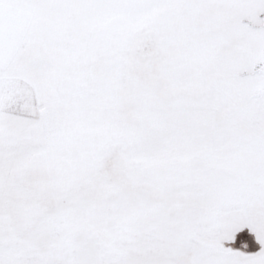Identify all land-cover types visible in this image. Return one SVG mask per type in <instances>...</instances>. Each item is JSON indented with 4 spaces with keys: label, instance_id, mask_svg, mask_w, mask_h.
I'll list each match as a JSON object with an SVG mask.
<instances>
[{
    "label": "snow or ice",
    "instance_id": "obj_1",
    "mask_svg": "<svg viewBox=\"0 0 264 264\" xmlns=\"http://www.w3.org/2000/svg\"><path fill=\"white\" fill-rule=\"evenodd\" d=\"M0 264H264V0H0Z\"/></svg>",
    "mask_w": 264,
    "mask_h": 264
}]
</instances>
